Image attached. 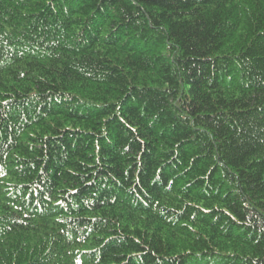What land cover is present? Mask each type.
Listing matches in <instances>:
<instances>
[{
  "label": "trees",
  "instance_id": "trees-1",
  "mask_svg": "<svg viewBox=\"0 0 264 264\" xmlns=\"http://www.w3.org/2000/svg\"><path fill=\"white\" fill-rule=\"evenodd\" d=\"M0 264H264V0H0Z\"/></svg>",
  "mask_w": 264,
  "mask_h": 264
}]
</instances>
